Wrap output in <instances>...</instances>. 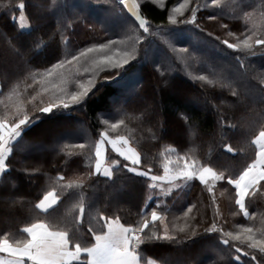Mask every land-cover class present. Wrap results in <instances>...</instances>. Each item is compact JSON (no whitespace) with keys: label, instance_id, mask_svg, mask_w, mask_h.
<instances>
[{"label":"snow or ice","instance_id":"6c2138e0","mask_svg":"<svg viewBox=\"0 0 264 264\" xmlns=\"http://www.w3.org/2000/svg\"><path fill=\"white\" fill-rule=\"evenodd\" d=\"M156 2L157 0H153V3ZM118 3L131 17L124 21L123 34L119 39L109 38L105 42L92 43L84 48L66 52L42 72H34L31 67H26L31 64V60L24 51L22 38L32 36L34 32H42L48 25L49 15L63 8V4L58 3V0H53L51 6L46 0H20L18 4L13 5L9 0V3L3 6L7 11L19 12V35L15 39L9 37L7 44L13 55L23 58L25 65L16 74V83L9 91L5 92L3 87H0V105L5 109L4 114L0 115V209L9 215L25 205L23 198L17 196L14 180L26 179L33 182L39 180L42 174L39 167L21 162L16 168L20 176H12L11 157L16 153L27 130H30L38 119L30 113L47 115L83 106L90 95L95 94L96 78L101 73H107L104 76L105 81L119 80L127 71V67L141 60L143 46L149 42L150 37L160 32L173 34L174 30L166 31L159 26L157 31L153 32L151 22L143 15L138 0H118ZM29 8L32 9L31 16L28 13ZM201 8L208 10L207 20L220 22V27L228 29V35L234 37V43L228 40H220V43L237 53L235 60L239 68L247 70L246 61L249 57L264 58V0H205L203 4L182 0L171 9L168 23L172 26L193 25L204 31L197 19ZM11 19L14 24L17 23L15 16ZM224 19L242 21L243 31L236 35L228 23L222 22ZM71 27L72 22L65 24L61 17L57 20V28L49 39L54 40L59 33L61 42L67 45L69 37L64 33ZM208 35L213 34L209 32ZM214 38L219 40V37ZM46 43L40 38L36 48L45 47ZM179 51L187 54L189 50L182 48ZM50 54L53 57L56 55L51 49ZM146 61L145 55L144 62ZM66 68L68 71H65ZM73 68L75 72L71 71ZM155 71L164 75L160 65L155 66ZM84 75L89 76L87 84L81 79ZM10 79L9 77L8 80ZM29 79L31 83L27 82ZM196 79L213 87L227 89L230 96L235 98L231 105L233 109L255 116L253 129L237 120L234 115L229 116L219 104L207 102L217 114L219 148L223 149L220 154L230 153L235 157L245 152V147L234 146L231 142L236 137H242L246 147L254 151V158L250 163L238 174H234L220 171L214 165L211 150L209 159L202 160L195 154L194 149L181 154L176 148H171L161 153L164 157L160 162L162 174H158L154 170L156 158L146 159L139 147L134 146L140 141L133 135H122L119 131L129 119L150 118L153 115L152 106L144 99L141 116L131 117L126 111V101L115 110L120 116L116 122H112L114 115L111 112L101 113L103 129L95 134V138L70 146L79 152L66 153L68 157L84 156L89 161L88 171L70 180L65 175L56 176L32 205L31 210L36 213L32 222L15 232L0 231V264H145L140 247L143 244L154 241L172 244H186L189 241L195 243L194 238L202 236L216 237V246H224L228 251V264H232L233 260L239 261L241 255L249 258L247 264H264V219L261 221V227L234 224L232 229L226 230L228 221L220 212L216 197V183L226 181L227 185L234 189L230 199L236 211H233L232 215L235 217L242 214L244 218L253 220L255 217L249 211L248 200L256 195L264 196V73L260 74L255 95H249L247 91L242 94L234 79L225 82L223 76L213 80L201 75ZM21 84L24 85L23 91H20ZM37 85L40 87L37 88ZM48 93H51V98L45 102L44 96ZM182 119L190 139L195 141L198 136V122L189 115H183ZM163 127L162 124L161 128ZM151 138L158 139L155 133H152ZM113 153L116 158H113ZM172 153L176 155L174 161L170 159ZM118 172L143 178L147 189L151 190V194L144 201V208L137 213L139 219L134 224L126 225L120 222L119 216L105 214L104 209L97 207L93 198L86 192L100 177L114 182ZM193 181H199L209 194L210 203L207 207L213 209L210 223L203 218L198 221L197 216L192 215L194 211L199 212L195 203L187 207L182 217H176L178 220L183 219L185 223L179 227L173 225L172 229H169L165 223L166 217L162 215L163 211L168 210L162 201L156 203L150 212L147 211L150 207L148 201L153 200V197H168L173 194V189L182 191L190 187ZM157 188L159 193L155 191ZM228 191L226 188L225 192ZM61 206H64L62 219H49ZM157 221L163 229L162 235L153 230ZM93 222L100 225L99 230L93 226ZM86 223V233L91 234L90 243L82 242L78 235L85 231ZM201 224L205 225L202 231L196 226ZM233 250L241 255H233ZM82 255H86L87 259L81 260ZM146 264L157 262L148 260Z\"/></svg>","mask_w":264,"mask_h":264},{"label":"trees","instance_id":"16d2710c","mask_svg":"<svg viewBox=\"0 0 264 264\" xmlns=\"http://www.w3.org/2000/svg\"><path fill=\"white\" fill-rule=\"evenodd\" d=\"M11 2L15 5L20 0H11ZM46 2L51 6L53 0H46ZM138 2L142 6L143 15L151 22L153 32H156L159 26L166 31L174 30L173 34L166 35L165 32H160L150 37L149 42L143 46L141 60L127 67V71L119 80L105 81L104 76L107 73H101L96 78L95 94L90 95L83 106L55 111L47 115L30 113L38 119L30 130H27L16 153L11 157L12 176H20L16 168L21 162L39 167L42 174L39 180L33 182L26 179L14 180L17 196L23 198L25 205L10 215L0 209V231L15 232L32 222L36 215L31 210L32 205L56 176L65 175L70 180L88 171L89 161L84 156L68 157L66 153L79 152L78 149L73 150L70 146L95 138V134L103 129L101 113L111 112L114 115L112 122H116L120 116L115 113V110L126 101V111L131 117L141 116L144 99L152 106L153 115L150 118L129 119L119 131L122 135H133L140 141L134 146L139 147L146 159L156 158L154 170L158 174H162L160 162L164 157L161 153L171 148H176L181 154L194 149L195 154L202 160L209 159L211 150L214 165L220 171L234 174H238L254 158V151L246 147L242 137H236L231 142L234 146L245 147V152L235 157L230 153L220 154L223 153V149L219 148L220 140L216 130L217 114L207 102L219 104L229 116L234 115L237 120L253 129L255 116L233 109L231 105L235 98L230 96L227 89L204 84L196 77L203 75L215 80L223 76L225 82L234 79L242 94L247 91L249 95H255L260 74L264 73V58L249 57L246 61L247 70L239 68L235 60L237 53L220 43V40L234 43V37L228 35V29L220 27V22L207 20V9L201 8V11L197 13L198 22L204 29L200 31L193 25H169L168 16L171 9L182 0H157L156 3H153V0H138ZM197 2L203 4L205 0H193V3ZM8 3L9 0H0V87H3L5 92L15 85L16 74L22 66H25L23 58L16 57L8 48L7 39L9 37L15 39L19 35L18 21L14 24L11 19L15 16L17 20L19 12L7 11L3 6ZM58 3H62L63 8L49 15L48 25L42 32H34L32 36L22 38L25 44L24 51L28 53V58L31 60V64L26 67H31L34 72H42L45 67H50L66 52L84 48L92 43L105 42L109 38L119 39L123 34L124 21L131 19L118 0H58ZM31 12L32 9L29 8V16ZM61 17L65 24L72 22V27L64 33L69 37L67 45L61 42L59 33L54 40L49 39L57 28V20ZM102 20H105V23ZM222 22L228 23L231 31L236 35L243 31L242 21L224 19ZM209 32L213 35L209 36ZM214 37H219V40ZM40 38L47 42L46 46L36 48ZM182 48H187L188 53L180 52L179 49ZM50 49L55 51V57L50 54ZM145 55L146 62H144ZM156 65L161 66V72L164 75L155 71ZM65 71L68 69L66 68ZM71 71L75 72V69ZM9 77L10 80H8ZM81 79L87 84L89 76L84 75ZM27 82L32 81L29 79ZM23 89L24 85L21 84L20 91ZM50 98L51 93L46 94L45 102ZM221 101H223L222 104ZM4 111L3 105H0V115H3ZM183 115H189L198 122V136L195 141H192L187 133ZM162 124L163 128H161ZM152 133H155L158 139L153 140ZM112 156L116 158L114 153ZM170 159L173 161L176 159L175 153L170 155ZM226 188L228 192H225ZM155 191L159 193L158 188ZM86 192L93 198L97 207L104 209L105 214L112 217L119 216L120 222L126 225L137 222L139 219L137 213L144 208V201L151 194L143 178L124 172H118L114 182L100 177ZM221 193L224 194L221 195ZM232 193L234 189L227 185L226 181L216 183V197L220 212L228 221L225 229H232L234 224L261 227V221L264 219V196L256 195L248 200L249 211L255 217L249 220L242 214L235 217L232 215L233 211H236L230 199ZM161 201L168 208L167 211L162 212V215L166 217L165 223L169 229H172L173 225L179 227L185 223L183 219L178 220L176 217H182L183 212L193 203L197 204L199 209V212L192 213L197 216L198 221L203 218L210 223L212 220L213 209L207 207L210 203L209 194L199 181L191 182L190 187L182 191L173 189V194L168 197L163 195L153 197V200L148 201L150 207L147 211L150 212L152 207ZM63 214L64 206H61L49 219L59 221ZM191 223L196 224V222ZM93 226L97 230L100 229V225L95 222ZM196 226L202 231L205 225ZM87 227L86 223L85 231L78 234L84 243L92 242L91 234L86 233ZM153 230L163 234L159 221L156 222ZM194 239L195 243L189 241L186 244H172L166 241H154L140 247L144 260H155L157 264H228V251L224 249V246H216L215 236ZM232 254L241 255L234 253V250ZM248 260V257L241 255L240 260H233L232 264H247Z\"/></svg>","mask_w":264,"mask_h":264},{"label":"crops","instance_id":"0c3cea01","mask_svg":"<svg viewBox=\"0 0 264 264\" xmlns=\"http://www.w3.org/2000/svg\"><path fill=\"white\" fill-rule=\"evenodd\" d=\"M161 229H162V227H161ZM162 233H163V229H162ZM86 259H87L86 255H82V256H81V260H86ZM147 261H148V260L145 261V264H146Z\"/></svg>","mask_w":264,"mask_h":264},{"label":"rangeland","instance_id":"374dc122","mask_svg":"<svg viewBox=\"0 0 264 264\" xmlns=\"http://www.w3.org/2000/svg\"><path fill=\"white\" fill-rule=\"evenodd\" d=\"M17 21H18V24H19V16H18V18H17ZM104 21H105V20H102V22H104ZM104 23H105V22H104ZM36 149H37V148H36ZM4 218H5V220H6V218H7V217H6V212H5V217H4ZM4 218L2 217V221L4 220ZM4 222H5V221H4Z\"/></svg>","mask_w":264,"mask_h":264},{"label":"water","instance_id":"95a60500","mask_svg":"<svg viewBox=\"0 0 264 264\" xmlns=\"http://www.w3.org/2000/svg\"><path fill=\"white\" fill-rule=\"evenodd\" d=\"M123 7V6H122ZM125 12L127 13V11L125 10ZM128 14V13H127ZM128 16H129V14H128ZM130 17V16H129ZM131 18V17H130Z\"/></svg>","mask_w":264,"mask_h":264}]
</instances>
